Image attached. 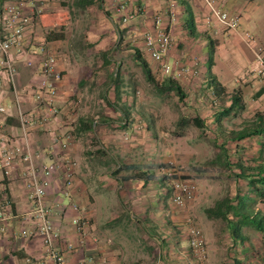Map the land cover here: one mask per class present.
<instances>
[{
  "label": "rangeland",
  "instance_id": "1",
  "mask_svg": "<svg viewBox=\"0 0 264 264\" xmlns=\"http://www.w3.org/2000/svg\"><path fill=\"white\" fill-rule=\"evenodd\" d=\"M132 1V4L136 2V0ZM224 1L219 0L218 3L219 7L225 11L226 6L223 7V5L226 3ZM233 1L226 0L229 3ZM239 1L243 3L239 7L244 11H249V7L253 5L250 2L253 1L255 8L253 16L256 20H247L246 12L237 17L226 11L230 17H237L239 27L236 31L243 34L239 35L242 43L238 45L231 36L225 35V32L228 34L229 30L211 18L209 10L203 2L206 10L205 19L213 23V27L216 28L215 32L219 30L220 43H222L220 44L221 49L216 50L215 46H217L218 40H212L211 47L206 50L207 57L212 62L207 59L204 64L207 65V68L213 69L219 82L226 86L230 92L214 96L213 92H208L199 86L197 81H192L193 78L199 77L198 71L193 70L196 73L189 78L186 76V79L174 80L178 86L181 84L183 96L180 97L171 88L163 87L166 79L169 78L161 76L157 64L152 62L143 51L141 46L143 33L142 35L140 32L137 35L131 34L130 30L133 27L131 23L122 25L118 18L116 19L113 13L108 11L107 16V12L103 10L100 2L80 10L72 6L73 0H45V9L38 25L40 35L48 41L57 39L54 40L57 42L56 46L47 45L49 50L55 49L63 60L61 62L66 64L69 71L65 69L63 74L69 73L68 76L75 85L76 81L79 82L78 86L76 85L77 88L72 89L75 90L73 102L76 109L73 111L75 114H73L74 118L73 116L71 118V123L74 124L78 118L88 115H90L88 119H94L93 117L96 115L95 119L104 117L100 121V125L104 124L106 128L102 126L103 131H101V127L96 128V133L103 132L104 142L100 146L106 147L108 143L105 137L117 133V128L112 125L113 122L118 121V116L105 103L103 97L105 95L111 97L110 101L117 105L120 111H138L137 114L140 116L138 118L139 131L142 133L141 136H143L145 144H141L143 152L136 163L153 161L155 166L151 169V173L158 179L148 185L145 190L152 193L157 192L159 195L156 194L157 202L162 203L168 211L166 216L158 215V221L165 222L163 225H155L147 220L143 222L142 226L134 213L131 221L127 211L138 201L137 196L132 199L131 195L124 193L120 194L116 201L115 188L119 184L110 185L108 193L117 206L126 212H123L117 220L109 222L110 224H104V228H102L103 225L99 229L94 227L97 232L92 230L94 223L87 220L86 235L90 236L93 244L89 251L98 254L99 258L106 255L105 253H109L114 259L111 260V264H167L162 256L164 252L162 241H166L167 251L173 257L172 264H264V242L258 232L249 227H243L240 234L244 240L240 244L235 243L222 221L210 220L204 213L205 209L213 207L217 200L226 196L234 197L237 190V185L227 179L226 174L221 175L220 171L210 164L218 152L217 146L224 144L225 137L229 132L249 127L254 121L256 113H260L264 117V111H257L254 102L255 95L249 96L251 91L263 88L264 85L255 76L253 66L250 71L252 74L249 73L250 77L247 79L246 85L238 84V86L235 83L247 78L245 71L249 70V65L246 64V60H251V55L246 49L252 55L253 52L247 47L244 39L247 34L255 39L257 27L264 25V0ZM127 5L129 6V1H127ZM134 7L138 6L134 4ZM113 17L116 22L110 21ZM261 29L263 30L264 26ZM227 42L229 52L227 55H223L221 53V50L224 49L223 43ZM42 43L47 44V42ZM229 43L236 45L234 50ZM258 45L261 48L264 47V40H259ZM237 48L243 50L242 55L236 53ZM136 50L139 52L141 60L148 66L152 64L149 69L155 84L146 80L141 67L134 62L133 56ZM262 52L264 55V50ZM106 56L112 60L109 66L104 65ZM254 59L253 55V64L255 65ZM201 69L204 70L203 67ZM112 73H117L120 79L117 89L113 85L107 86ZM184 80L186 81L184 82ZM186 83H189V86L186 87ZM241 89L244 90L245 96L247 94L246 102H243V99L240 102V105H244L245 109L238 108L226 114L231 104V97L233 95L239 97L242 93ZM119 96L120 100H117ZM195 118L200 119L203 123L202 128H197L192 123ZM128 134L130 135L129 132ZM95 139V136L90 140L88 138L87 145L99 146L97 142L94 143ZM119 141L125 146L129 144V140ZM256 143L257 141L254 139L252 143L244 141V144H241L247 150V154L250 153V148L254 147L252 151L255 150ZM232 147L234 146L231 145L230 148ZM89 150L88 148L87 151ZM108 171L114 172V168L110 167ZM166 171L174 172L175 177L190 182L194 187L193 199L183 207H176L171 203L170 182L164 178ZM136 173L125 171L127 177ZM140 173L142 172L136 175ZM133 183L127 181L124 188H129ZM140 188H142L141 185ZM145 190H141V192L143 193ZM132 192L136 194L140 190L135 187ZM171 208L172 211H170ZM252 208L262 212L264 204L257 203ZM98 221L104 223L102 222L104 220L99 219ZM190 225L196 227L202 236L203 249L201 251L193 249L189 244L188 229ZM144 226L156 236L154 238L149 236ZM181 257H184L183 263L180 260Z\"/></svg>",
  "mask_w": 264,
  "mask_h": 264
},
{
  "label": "crops",
  "instance_id": "2",
  "mask_svg": "<svg viewBox=\"0 0 264 264\" xmlns=\"http://www.w3.org/2000/svg\"><path fill=\"white\" fill-rule=\"evenodd\" d=\"M8 1L9 0H0V10ZM128 1L130 9H133L134 4L138 7L141 6L145 8V14L137 17L131 22L133 27L130 32L133 35H137L138 32L142 35L145 31L150 30L152 28L153 15L164 11L169 2H175L177 21L174 23L173 27V41L169 51V62L177 67H187L188 69L197 70L199 77L193 78L192 81H197L199 86L205 88L208 92H213L214 96L216 92L211 87V81L216 85H220L224 90L223 93L227 94L230 92L226 86L219 82L213 69L207 68V65L204 64L206 60L209 59L206 50L208 47H211L212 40H218L217 46H215L216 50L221 49L220 44L222 43H220L221 34L219 30L215 32L214 29L216 28L213 27V23H208L205 19L206 10L202 0H136L133 4L132 0ZM113 2H119V0H100L103 10L113 13L114 17L117 19L118 17L113 11ZM224 2L226 3L223 5V7L226 6V9L224 8L225 11L233 14V16L238 17L241 13L246 12L247 20H256L255 16H253V12L255 11L253 1L250 2L253 5L249 7V11H244L239 7V5L243 4L239 0H234L232 3L226 2V0ZM130 5H133V7H130ZM114 17L110 19L111 22H116ZM164 22H167L166 18ZM263 26L264 25H260V27H257V33L254 39L257 45L259 40H264V29H261ZM237 32L238 31H229L228 34L225 32V35L231 36L238 45L242 43L239 35L243 34ZM118 36L120 37V35ZM42 42H47V44ZM56 43L57 42L54 40L50 39L48 41L44 36L42 37L37 25L26 33L22 42V49L25 52V56L23 60L17 62V75L15 76L14 87L6 79L5 74L0 71V137L4 136L7 138L10 147L22 146L23 141L21 138L18 111H23L32 116L35 122L30 130L28 141L33 156L35 157V164L57 165V170L50 177V186L44 202L50 210L51 223L59 235L57 247L63 254V264H81L89 258L92 259L90 264H111V260L114 259L109 253H105L106 255L99 258L98 254L89 251L93 246L90 236L84 235L83 237V235L78 232L73 224L75 219L85 218L86 220H91L94 223L92 225V230L97 232L96 229H99L100 226L103 225L102 228H104V224H110L109 222L120 218L123 212L126 211L121 210L108 193L109 188L117 183L119 185L115 188L116 201L118 200V196L124 193L131 195L132 199H135L137 196L138 201L127 209L131 221L134 215H136L138 222L140 224L142 223V226L144 225L143 222L147 220L152 224L161 226L165 222L158 221L159 216H161V214L166 216L168 211L162 203L157 202L159 196L157 192L152 193L151 191L147 192L145 190L148 185H151L153 181H157L158 179L156 175L151 173V169L155 166L153 161L136 163V160L140 158L139 156L143 152L141 149L143 145L141 144H145L143 143V136H141L142 133L139 131L140 125L138 118L140 116L137 114L138 111H113L114 114L118 116V121L113 122L112 125V127L117 128V133L113 132V136L109 135L105 137L108 143L106 147L100 146V144L104 142L102 138L103 132L96 133V128L101 127V131H103L102 126L104 127L105 125L103 124L101 126L100 121L103 120L104 117L102 119H95L97 117L96 115V117H93L94 119H88L90 118V115H88L86 117L83 116V118H78L74 124L71 123V118L73 114H75L73 111L76 109V105L73 102L75 90L72 89H74L76 85L78 86L79 82L76 81L75 85L72 83L73 81L70 80L71 78L68 76L69 73L63 74L67 66L64 62H61L63 60H61V57H59L55 49L53 50L52 48L50 52L55 54L57 58L55 70L62 75V79L54 84L56 94L52 103L53 108L59 111V113L56 116H50L49 113L46 112V107H38L33 101L29 89L30 87L38 88L41 84L38 74V63L41 57L36 54L32 55V53L37 52V47L39 45H51L50 47H54ZM227 44L228 42L223 43L224 49L221 50L223 55H227L229 52L227 50ZM229 44L232 50H234L236 45H234V43ZM141 46L144 51L143 42ZM258 47L261 48L259 45ZM261 49L264 50V47ZM246 50L251 55V60H246V64L249 65V70L245 71L247 78L242 81H236L235 83L237 85H246L247 79L250 77L249 73L252 74V72H250L252 66L254 68L253 55L248 49ZM235 51L236 53L238 52V55H242V49L237 48ZM11 52L14 53V49H12ZM25 60L33 61L34 66L28 67L24 64ZM136 65L139 66L138 63H136ZM151 66L148 67L151 68ZM202 67L204 70L201 69ZM190 76L191 74L187 77L189 78ZM255 76L257 75L255 74ZM183 79L186 78L184 77L182 80ZM257 79L260 83L262 82L259 77ZM166 80L174 82L171 78ZM185 81L186 80H184V82ZM72 85L74 86L72 87ZM187 86H189V83H186V87ZM262 89H264V85L263 88L255 89L249 93V96L255 95L256 97L254 102L256 103L257 111H264V91L257 96V93ZM241 92L239 97L241 100L243 99V102H246L247 94L245 96L244 90ZM108 98L110 99L111 97L108 96ZM117 100H120V96ZM1 110L3 111L1 112ZM87 120H92L91 130L83 129L85 127L81 125V121L86 123ZM94 136L96 138L94 143L97 142L101 148L97 145H87L88 138L90 140ZM119 140H129V144L127 146L122 145L119 143ZM246 141L252 143L254 142V138L246 139L245 142ZM256 141L258 142V140ZM62 144H66V147L63 148ZM124 147H126V149H124ZM88 148L90 149L89 151H87ZM114 148H117V150H114ZM253 149L254 147H252V150ZM66 158H69L75 163L73 167L72 185L68 189L65 187L64 172L61 165L62 161ZM110 167L114 168V172L108 171ZM122 167H132L134 173H147L142 175L138 174L141 175L139 180L130 179V182H134L133 185L129 186V188H124L127 181L122 182L121 179L127 176L124 170L118 172V169H122ZM136 174H131L129 177H134ZM19 177V165L16 166L14 173L9 178L3 177L0 173V207H4V203L8 202L12 216L11 219L0 228V264H52L45 253L41 238L38 235L30 237L20 235V232L24 228L34 231L35 225L29 220H27L26 223L22 221L21 217L31 209V202L28 197V191ZM121 182L123 183L122 185ZM140 185L142 188H140ZM135 187L140 190V192H136L138 195L132 192V189ZM141 190L145 191L142 193ZM160 191L162 192L161 188ZM160 197H162V195H160ZM75 206L78 207V210H74ZM172 210L171 208L170 211ZM262 213L264 214V211H262ZM99 219L104 220L102 221L104 223H99ZM94 227H96L95 230ZM145 230L149 236L153 238L156 236L152 234L148 228H145ZM162 247L164 251L162 253L163 260H165L167 264H172L173 257H171V253L167 251L168 246L166 241H162ZM180 260L183 263L184 257H181Z\"/></svg>",
  "mask_w": 264,
  "mask_h": 264
},
{
  "label": "built area",
  "instance_id": "3",
  "mask_svg": "<svg viewBox=\"0 0 264 264\" xmlns=\"http://www.w3.org/2000/svg\"><path fill=\"white\" fill-rule=\"evenodd\" d=\"M128 0L113 2L114 14L122 25L131 23L134 19L145 14L144 7L130 9ZM206 4L211 18L229 31H236L239 27L237 17H230L228 13L219 7V0H203ZM45 0H9L0 10V71L14 87L15 76L17 75V62L23 60L25 52L22 49L24 37L30 29L39 25L45 9ZM176 4L171 1L164 11L156 13L152 17V28L142 35L144 52L149 59L157 64L162 77L173 80L195 74L196 72L187 67H177L169 62V51L173 41V27L177 21ZM167 19L165 23L164 20ZM207 22L209 20L207 19ZM246 45L254 55V73L264 84V55L262 49L258 47L254 38L247 34ZM14 49V53L11 50ZM40 55L38 63V74L41 84L38 88L30 87L31 97L38 107H46L50 116H56L59 111L53 108V99L56 94L55 83L61 79V73L55 70L57 58L50 52L46 45H39L37 52L32 55ZM28 67L34 66L33 61L25 60ZM3 110H1L2 112ZM19 125L21 131L22 146L10 147L7 138L0 137V173L5 178H9L15 171L17 165L20 166V180L28 191L31 202V209L21 218L24 223L29 220L35 225V230L22 229L21 236L30 237L38 235L41 238L47 257L52 264H63L64 257L57 247L58 232L54 229L50 220V210L45 205L44 199L50 186V177L57 170L56 164H35V157L30 148V130L34 125L31 115L18 111ZM66 147V144H62ZM64 172V183L68 189L73 181V167L75 163L66 158L62 161ZM164 176L170 182V200L172 205L183 207L191 201L194 196V187L190 182L175 177L172 171H166ZM67 194V193H66ZM8 202L4 207H0V228L11 219ZM74 210H78L75 206ZM78 232L86 235L88 221L85 218H78L73 221ZM189 244L198 251L203 249V239L199 230L190 225ZM92 259H87L81 264H90ZM202 264V263H201Z\"/></svg>",
  "mask_w": 264,
  "mask_h": 264
},
{
  "label": "trees",
  "instance_id": "4",
  "mask_svg": "<svg viewBox=\"0 0 264 264\" xmlns=\"http://www.w3.org/2000/svg\"><path fill=\"white\" fill-rule=\"evenodd\" d=\"M98 2L100 0H73L72 6L75 9L84 10L94 6ZM106 15L108 16V13ZM134 61L141 67L146 80L149 83L155 84L148 65L141 60V56L137 50L135 51ZM209 61L211 62V59ZM111 62L112 60L107 58V56L104 58L105 66L111 65ZM119 82L118 74L112 73L109 76L107 86L110 87L113 85L117 89ZM210 84L216 94L224 92L220 85H216L213 81ZM166 86L174 90L180 97L183 96L180 87L173 81L167 80L163 84V87ZM263 91L264 89L260 90L257 96ZM103 100L114 111H120L117 105L112 103L107 95L103 97ZM240 102V97L233 95L226 114L238 108L243 109L244 107L242 104L240 105ZM192 123L197 128L203 127L200 119L195 118L192 120ZM81 125L85 127L83 129L91 130L92 120H87L86 123L81 121ZM249 138H254L258 142L256 143L255 150L252 151V148H250V153L246 154L247 150L244 149L243 144ZM231 145L234 147L230 148ZM217 150L218 152L210 164L216 167L221 175L226 174V178L237 185V190L235 191L234 197L226 196L217 200L214 206L205 209L204 213L210 220L222 221L235 243L240 244L244 240V237L240 234L243 227H249L258 232L264 242V214L252 208L257 203L264 204V117L260 113H256L255 119L249 127L239 131L229 132L225 137L224 144L219 147L217 146ZM122 170L134 172L132 167L119 168L118 172ZM145 173L147 172L140 174ZM141 175L125 177L121 181H129L130 179L139 180ZM164 178L167 179L165 176Z\"/></svg>",
  "mask_w": 264,
  "mask_h": 264
}]
</instances>
